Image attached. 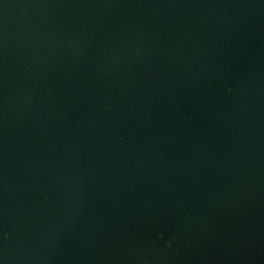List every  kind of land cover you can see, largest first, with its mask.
<instances>
[{
    "label": "water",
    "instance_id": "95a60500",
    "mask_svg": "<svg viewBox=\"0 0 264 264\" xmlns=\"http://www.w3.org/2000/svg\"><path fill=\"white\" fill-rule=\"evenodd\" d=\"M0 264H264V0H0Z\"/></svg>",
    "mask_w": 264,
    "mask_h": 264
},
{
    "label": "snow or ice",
    "instance_id": "6c2138e0",
    "mask_svg": "<svg viewBox=\"0 0 264 264\" xmlns=\"http://www.w3.org/2000/svg\"><path fill=\"white\" fill-rule=\"evenodd\" d=\"M4 238H5V239H7V238H8L6 234H5Z\"/></svg>",
    "mask_w": 264,
    "mask_h": 264
}]
</instances>
